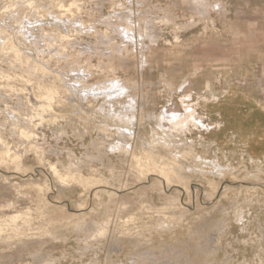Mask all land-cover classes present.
I'll use <instances>...</instances> for the list:
<instances>
[{
  "label": "rangeland",
  "instance_id": "1",
  "mask_svg": "<svg viewBox=\"0 0 264 264\" xmlns=\"http://www.w3.org/2000/svg\"><path fill=\"white\" fill-rule=\"evenodd\" d=\"M0 264H264V0H0Z\"/></svg>",
  "mask_w": 264,
  "mask_h": 264
},
{
  "label": "bare ground",
  "instance_id": "2",
  "mask_svg": "<svg viewBox=\"0 0 264 264\" xmlns=\"http://www.w3.org/2000/svg\"><path fill=\"white\" fill-rule=\"evenodd\" d=\"M131 27H132V26H131ZM130 37H131V35H130ZM154 37H156V36H154ZM132 38H133V37H132ZM118 84H119V83H118ZM102 85H103V84H102ZM121 85H122V84H121ZM123 85H124V84H123ZM118 86H120V84H119ZM118 86H117V87H118ZM110 87H111V85L108 84V85H105L103 88L108 89V88H110ZM122 87H124V86H122ZM125 87H126V86H125ZM120 89H122L121 86H120ZM125 90H126V89H125ZM120 92H123V89H122V91L120 90ZM124 92H125V91H124ZM105 93H106V92H105ZM107 93H108V92H107ZM109 93H112V91L109 92ZM1 94H2V93H1ZM116 94H117V93H116ZM120 94H121V93H120ZM122 94H123V93H122ZM113 95H114V93H113ZM116 96H118V95H116ZM48 97H49V96H48ZM107 97H108V95H107ZM114 97H115V96H114ZM133 97H134V96H133ZM133 97H132V98H133ZM130 98H131V97H130ZM132 98H131L130 100H132V101L135 100V98H134V99H132ZM130 100H129V101H130ZM110 102H112V100H111ZM127 102H128V101H127ZM115 103H116V102H115ZM40 104H41V103H40ZM128 104H129V103H128ZM127 108H128V107H127ZM127 108H126V109H127ZM133 109H134V107H133ZM191 109H193V108H191ZM187 110H188V109H187ZM110 111H111V110H110ZM110 111H109V112H110ZM188 111H189V110H188ZM113 112H114V111H113ZM123 112H125V111L122 110V113H123ZM128 112H129V109H128ZM192 112H193V111H192ZM190 113H191V112H190ZM193 113H194V112H193ZM126 114H128V113L126 112ZM195 114H196V113H195ZM121 115H122V114H121ZM123 116H124V115H123ZM131 116H132V115H131ZM168 116H169V115H168ZM179 116H180V115H179ZM119 117H121V116H119ZM124 117H126V116H124ZM163 117H164V116H163ZM173 117H174V115H173ZM187 117H190L189 114H188ZM192 117H194V115H192ZM192 117H191V118H192ZM134 118H136V117L134 116ZM134 118H133V119H134ZM181 118H182V117H181ZM184 118H186V116H185ZM201 118H202V117H200V119H201ZM131 119H132V118H131ZM159 119H160V118H159ZM167 119H168V117H167ZM174 119L176 120V118H174ZM169 120H170V119H169ZM176 121H177V124H180V125H181V124H184V123H187V122H184V121H186V120H184V119H181V120H180V118H179V120H176ZM128 122H130V121H128ZM176 126H177V125H176ZM182 127H183V126H182ZM120 129H121V128H120ZM122 129H123V128H122ZM124 130H125V129H124ZM127 130H128V129H127ZM179 131H180V130H179ZM122 132H123V131H122ZM120 133H121V132H120ZM129 134H130V133H128V135H129ZM125 135H127V133H126ZM128 135H127V136H128ZM130 135H131V134H130ZM130 135H129V136H130ZM131 136H133V135H131ZM131 136H130V137H131ZM125 139H126V137H125ZM120 145H121V144H120ZM116 147H117V146H116ZM116 147H115V148H116ZM118 147H119V146H118ZM121 147H122V145H121ZM113 148H114V147H113ZM119 149H120V148H119ZM124 149H125V147H124Z\"/></svg>",
  "mask_w": 264,
  "mask_h": 264
}]
</instances>
